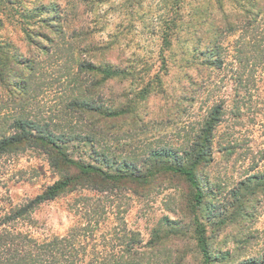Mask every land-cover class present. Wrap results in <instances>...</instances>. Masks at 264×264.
<instances>
[{
  "label": "trees",
  "instance_id": "obj_1",
  "mask_svg": "<svg viewBox=\"0 0 264 264\" xmlns=\"http://www.w3.org/2000/svg\"><path fill=\"white\" fill-rule=\"evenodd\" d=\"M159 1L162 12L156 16L159 49L155 60L136 54L127 58L120 54L119 59H112L116 51L113 41L101 44L87 39L89 32L80 29L82 40L74 44L77 53L95 58H81L76 70L92 75L98 86L107 81L135 85L130 84V91L124 88L117 92L110 101L74 96L68 105L81 113L93 112L109 126V122L125 116L131 118V123L140 121L136 107L140 99L153 91L163 93L164 79L173 67L181 66L176 58L169 57L175 55L174 46L178 45L180 61L190 62L197 75H185L198 85L191 99L201 89L211 95L214 88L230 86L236 117L247 116V111L255 108L252 91L257 73L264 74V0ZM131 3L133 9L138 2ZM189 9L190 16L185 13ZM40 20L53 26L52 20ZM61 28L62 33L71 26ZM185 32L188 38L182 37ZM60 39L64 41L62 36ZM50 49L47 47V52ZM35 65L20 62L0 44V264H157L153 250L182 236L191 224L202 258L199 264H212L216 257L207 243L206 224H218L216 217L223 221L226 209L214 212V205L206 215V223L200 222L198 209L205 191L197 173L213 159L215 131L222 121L225 101L210 100L198 125L183 134L181 144H149L141 154H121L117 144L111 143L116 137L107 135L101 126L96 130H60L18 109L28 106V79ZM27 153H37L43 161L22 169L20 158ZM46 172L51 177L48 183L32 196L15 201L13 187L23 186L28 178L38 179ZM173 180L186 183L187 191L179 195L178 204L189 223L181 226L179 220L162 216L145 240L128 221V211L136 200H148L165 182V187H170ZM263 186L264 170L247 175L231 191L234 200L230 206L237 202L236 206L243 207L245 201L253 200L254 188ZM59 199H64L62 207L72 224L64 233L45 232L49 217H39L37 210ZM230 263L264 264V254Z\"/></svg>",
  "mask_w": 264,
  "mask_h": 264
},
{
  "label": "rangeland",
  "instance_id": "obj_2",
  "mask_svg": "<svg viewBox=\"0 0 264 264\" xmlns=\"http://www.w3.org/2000/svg\"><path fill=\"white\" fill-rule=\"evenodd\" d=\"M134 1L138 3L132 9L131 0H0V44L20 62L36 63V70L28 79V106L18 109L32 119L60 130H96L101 126L107 135L116 137L111 143L117 144L118 152L141 154L149 144H181L183 134L198 125L196 122L210 100H224L225 111L215 131L213 159L197 173L205 191L198 216L205 224L212 206H216L214 212L226 209L223 221L219 222L220 217H216L214 220L218 224H206L207 243L216 257L212 264H231V260L235 263L248 257H260L264 254V186L255 187L253 200L245 201L243 207L236 206L237 202L233 206L230 204L234 200L231 191L237 188L238 182L249 174L264 170V159L260 160L264 149L263 72L257 73L252 91L255 108L241 118L236 117L234 92L230 86L214 88L211 95L201 89L195 99H191L198 85L189 82L185 75H192V78L197 75L189 61H180L182 55L178 45L174 46L175 55L171 53L169 57L176 58L182 68L177 66L170 70L164 79L163 93L153 91L147 98L140 99L136 105L140 121L131 123V118L125 116L109 122V126L98 120L93 112L81 113L68 105L74 96L110 101L117 92L124 88L130 91V84L135 85L134 82L107 81L98 86L92 75L76 70V63L81 58H95L89 53H77L74 44L79 45L82 40L80 29L89 32L87 39L101 44L113 41L116 51L112 59L120 54L122 58L136 54L155 60L159 49L156 16L162 12V3L159 0ZM185 13L191 15L192 10ZM41 18L52 20L53 26L48 27ZM62 25L71 26V29L65 28L61 33ZM182 37L188 38V32ZM47 47H51L49 52ZM73 72L78 74L72 75ZM0 92H3V85H0ZM72 152L76 154L74 149ZM42 161L43 157L37 153H27L20 158L19 167L27 169ZM50 180L49 172L38 179L28 178L23 186L13 187L15 201L32 196ZM172 183L165 187V182L148 200H136L128 211V221L140 230L145 240L162 216L179 220L181 226L189 223L178 204L179 195L187 191L186 183L182 180ZM210 186L213 189H209ZM258 198L261 201L257 204ZM63 202L64 199L49 202L37 210L39 217H49L45 232L64 233L71 226ZM241 212L244 217H237ZM247 214L251 216H245ZM183 232L182 236L153 250L157 264L200 263L202 258L192 224Z\"/></svg>",
  "mask_w": 264,
  "mask_h": 264
}]
</instances>
